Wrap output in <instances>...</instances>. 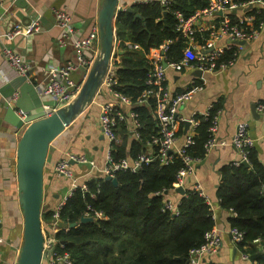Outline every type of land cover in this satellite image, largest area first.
I'll return each instance as SVG.
<instances>
[{
  "label": "trees",
  "instance_id": "trees-1",
  "mask_svg": "<svg viewBox=\"0 0 264 264\" xmlns=\"http://www.w3.org/2000/svg\"><path fill=\"white\" fill-rule=\"evenodd\" d=\"M208 2L173 0L167 9L161 1L152 0L134 4L133 11L119 13L117 36L137 42L141 48L130 50L120 43L119 49L123 52L116 53L119 59L113 65L117 78L115 88L131 97L132 110L138 114L141 124V139L131 133L128 120L119 123L121 142L115 146V158H136L140 152L148 151L147 140L157 135V120L153 114L155 99L149 98L145 104L138 102L143 91L149 87L147 79L152 63L147 52L170 39L172 42L166 60H181L188 41L176 28L173 11L180 10L189 16ZM246 9L247 14L254 17L253 26L264 21V9L252 5ZM230 17L233 22L239 21L236 14ZM209 33L197 32L196 41L204 44ZM236 56L237 46L233 45L225 50L222 59ZM213 104L212 113L222 108L221 101ZM196 116L200 119L196 143L188 151L193 156L203 157L210 118L201 113ZM153 150L157 154L156 146ZM173 157L174 160L169 163H162L156 157L144 163L138 172L119 171L116 174L117 184L106 177H93L87 182L88 191L77 187L60 212L61 224L68 226L67 230L56 233L64 244L62 250L68 251L76 264H184L189 251L202 243L204 233L214 227L215 220L207 200L192 189H186L181 195L178 213L164 209L166 198L175 192L173 183L182 166V160L176 153ZM248 163L236 165L231 162L221 168L217 196L222 207L234 212L231 226L244 232L239 248L251 254L256 252L253 242L264 240V164L254 146L250 149ZM91 192L96 194L95 197L91 196ZM88 205L102 210L106 218L81 222ZM52 213V209L44 208L42 222L48 224ZM72 223L77 224L71 227ZM255 260L264 264V253L257 255Z\"/></svg>",
  "mask_w": 264,
  "mask_h": 264
},
{
  "label": "crops",
  "instance_id": "crops-1",
  "mask_svg": "<svg viewBox=\"0 0 264 264\" xmlns=\"http://www.w3.org/2000/svg\"><path fill=\"white\" fill-rule=\"evenodd\" d=\"M15 1L6 0L2 6L4 12L0 13V87L19 75L3 55V49L6 46L20 53L23 59L31 64L33 72L30 80L37 85H43L52 67L64 66L77 60V50L72 44L61 46L59 43L61 29L56 23L55 9L68 10L72 15L76 36L85 37L94 26L99 27L98 15L103 0H26V3L21 5H17ZM149 1L152 0H119V5L126 8ZM251 5L257 9H264V0H255ZM251 5L247 7L250 8ZM247 7L229 8L223 13L220 11L215 16L202 18L198 25L203 29L202 31H210V27L224 15L245 16ZM36 19L39 20L38 31L30 35H19L13 39L5 37L4 33L7 30L14 29L18 24L25 27ZM215 41L216 46L222 47L231 43V39L225 35H219ZM100 50L99 45L88 53L93 60L90 67L72 71L71 78L77 85L75 97L94 61L99 57ZM146 55L148 58H157L159 50L151 48ZM118 59L119 56L116 55L110 67L113 68ZM196 70L199 69L177 71L168 68L167 74L173 93L184 91L194 82L199 87L179 106L178 115L184 119H178L176 123L179 144L183 143L190 129V127L186 128V120L204 112L213 102L221 101L222 103L217 131V136L222 143L201 157L196 162L195 170L188 174L185 180L186 189H191L198 184L204 190L214 215L215 227L222 236V245L219 250L202 257L201 261L203 264H252L250 259L242 257V250L231 239V218L234 212L221 206L217 190L221 179V168L239 158L232 138L240 121H248L255 152L264 164V114L257 107L259 103H264V29L256 39L246 41L240 48L234 63L227 69L217 73L202 71L201 75H195L193 72ZM16 93L19 92L16 91ZM112 99L106 83L102 81L94 101L87 105L83 113L51 142L44 169L43 209H55L72 187L73 179L58 175L55 171L56 163L66 151L86 154L95 160L99 169L104 166L109 141L100 128L99 115L103 103ZM132 105H121V107L128 111L132 110ZM26 127V123L21 128H17L8 122L5 118V109L1 104L0 217L2 224L0 235L3 242L0 244V264H18L24 244V210L20 202L17 150ZM88 168L86 164L73 166L78 184L88 179ZM181 195L176 189L169 194L176 203H179ZM42 225L44 230H50L51 221L48 224L43 222ZM263 241L253 242L252 247L256 248V252L251 253V257L255 255L254 258H256L257 255L264 253Z\"/></svg>",
  "mask_w": 264,
  "mask_h": 264
},
{
  "label": "built area",
  "instance_id": "built-area-1",
  "mask_svg": "<svg viewBox=\"0 0 264 264\" xmlns=\"http://www.w3.org/2000/svg\"><path fill=\"white\" fill-rule=\"evenodd\" d=\"M5 1L6 0H0V7L4 5ZM160 1L168 9L173 0ZM254 2L255 0L248 2H239L237 0H209L206 6L196 9L189 16H186L180 10L173 11L177 20L176 28L187 39L188 47L185 49L184 56L181 60L167 61L166 53L172 42V40L168 39L163 41L158 47H155L159 50V56L157 58H149L152 63L147 79L149 87L143 91L142 95L138 98V102L145 104L148 102L149 98L155 99L153 114L157 120V135L153 136L152 139L147 140L148 151L140 152L137 157L132 160L127 157L115 158L113 156L115 146L121 142V137L118 133V124L130 120L131 133L139 139H141L139 131L141 124L137 117L138 114L134 110L130 109L127 111L124 107H121V105L131 106L133 103L130 96L115 88V85L117 84L115 68L110 67V64L107 73L103 78V82L106 83L113 99L103 103L99 115L100 128L109 141L104 166L99 169L97 168L95 160L89 158L86 154L75 153L72 151H66L63 157L56 163V173L63 177L73 179V184L69 193L57 204L55 209H53L51 225L49 227L50 230H43L44 244L40 264H76L71 258L70 253L62 250L64 244L56 237V233L62 229H68L67 225L61 224L60 212L63 205L73 195L74 190L77 187H81L83 190L88 191L87 182L91 178H107L108 176L113 178L116 177V174L119 171L130 170L138 172L144 163H149L156 157H158L162 163H169L174 160L173 156L176 153L182 160V166L176 173L173 186L176 188L180 186L185 187L186 176L195 170L196 162L201 159L200 156H193L188 151L189 148L193 147L196 143L195 136L197 134V126L200 123V119L197 118V116H192L188 119L190 122V129L187 131L182 144L178 143L176 123L178 119L184 120L178 115L179 106L189 99L192 96V93L199 87L196 86L194 82L184 91L173 93L170 89L167 69L172 68L177 71L199 69L211 73H217L227 69L234 63L240 52V48L244 45L239 43V41L256 39L264 29V21L262 20L256 26H253L251 24L254 19L252 15L245 14V16H239L238 22H233L229 15H224L221 20L215 22L210 27V35L204 44H200L196 41V33L202 32L203 30L198 25V22L204 17L215 16L220 11L223 13L229 8H244ZM55 17L56 23L61 29V35L59 38L60 45L66 46L72 44L77 50V60L64 66L52 67L48 73V79L43 85H39L41 86L40 94L45 99L56 100L57 104H67L74 99L77 91V85L71 78V73L74 70L91 66L93 60L88 53L99 47L100 30L98 26H94L89 35L85 37H77L72 15L68 10L64 8L55 9ZM39 28V20L36 19L25 27L20 24L16 25L15 28L9 30L6 35L8 38L13 39L19 34L30 35L38 31ZM219 35L228 36L231 39V43L223 47L216 46L215 40ZM121 42L130 50H138L141 48L139 43L133 42L129 39H121L116 35L115 56L119 50ZM233 45L237 46V56L229 60L222 59L225 50L231 48ZM3 55L9 65L13 67L19 75L26 74V72L32 67L29 62L23 59L20 53L10 47H4ZM164 63H166V66ZM18 96L19 93L17 94L16 92L13 95L14 98H17ZM2 99L3 96L0 91V106L2 104ZM213 105V103L210 104V106L201 113L206 118H210L208 139L205 142V155L213 147L222 143V140L217 136L219 127L218 119L222 108L218 109L215 113H212ZM257 107L259 111L264 114V103H259ZM44 108L46 115H51L53 111H55L56 106L44 105ZM232 142L239 153V158L233 162L236 165H239L244 161L248 162L250 149L254 146L253 138L250 135V125L248 121L243 120L238 123ZM153 146L158 148L157 154H155L156 152H154ZM75 164H86L89 167L87 171L88 179L81 184L77 183V178L75 177L73 169ZM95 168L98 169L97 175L93 173V169ZM191 189L203 196L209 204L205 192L200 185L197 184ZM95 195L94 192H91L92 197H95ZM164 209H169L173 213H178V203L174 202L170 197H167L164 203ZM84 215L93 216L95 219L106 218V215L102 210H95L91 205H88L87 211ZM212 216L214 218L213 212ZM1 224L2 219L0 217V225ZM230 234L232 241L238 246L244 240V232L237 227H231ZM259 240L260 239H256L255 242ZM2 242L3 238L0 235V244ZM221 245L222 236L218 228L214 225L213 228L204 233L202 243L189 251L188 259L184 264H203L201 258L217 252ZM241 253L242 257L244 259H250L252 264H259L256 262L255 258L251 257L249 252L242 250Z\"/></svg>",
  "mask_w": 264,
  "mask_h": 264
},
{
  "label": "water",
  "instance_id": "water-1",
  "mask_svg": "<svg viewBox=\"0 0 264 264\" xmlns=\"http://www.w3.org/2000/svg\"><path fill=\"white\" fill-rule=\"evenodd\" d=\"M15 3L21 5L26 3V0H16ZM123 10L133 11V7L123 8L119 5V0L102 1L98 15L100 55L94 61L74 100L67 104H57L54 99L42 97L41 86L30 80L32 69L24 75H16L0 88L6 120L17 128L27 124L17 150L20 202L24 210V244L18 264H40L41 262L44 244L42 225L44 169L50 144L83 113L87 105L94 101L110 63L115 57L116 21ZM2 12L4 8L0 7V13ZM167 12L166 10L165 14ZM7 32L8 30L4 33L5 37ZM239 43L245 44L246 40H241ZM118 52L122 53L123 50L120 48ZM164 65L166 66V63ZM193 73L201 75L202 70H196ZM16 91L19 92V96L14 98ZM44 105L56 106V109L51 115H46ZM254 111L256 112V108ZM189 125V121H186V128ZM243 163L249 165L247 161ZM96 170L95 168L94 174ZM107 179L117 184L116 177L108 176ZM176 190L184 194L186 188L180 186ZM94 220L93 216L82 215L81 217V222ZM76 224L72 223L70 226L73 227ZM254 257L255 255H252V258Z\"/></svg>",
  "mask_w": 264,
  "mask_h": 264
}]
</instances>
